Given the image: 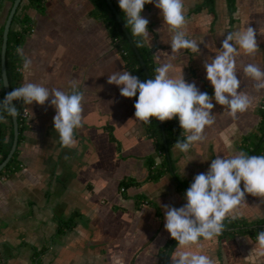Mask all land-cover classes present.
Segmentation results:
<instances>
[{
  "label": "crops",
  "instance_id": "crops-1",
  "mask_svg": "<svg viewBox=\"0 0 264 264\" xmlns=\"http://www.w3.org/2000/svg\"><path fill=\"white\" fill-rule=\"evenodd\" d=\"M203 1L183 0L182 30L187 38L202 42L201 55L182 49L172 56L173 33L155 3L146 4L141 13L149 20L146 46L157 66L173 64L171 78L184 75L214 97L206 58L220 52L228 31L253 27L259 44L256 54L241 50L237 57L240 91L253 97V103L233 119L213 99L215 122L205 127L206 139L187 153L175 145L167 151L166 146L171 168L156 179L148 178V159L162 157L145 123L135 117L136 97H124L120 86L108 83L109 75L130 71L106 23L92 15L93 1L43 0L42 8L20 9L19 15L28 13L32 24L19 47L32 60L30 69L22 68L21 86L36 83L69 92L75 80L85 101L83 126L75 130L72 148L61 145L50 100L43 106L23 103L30 115L18 146L20 165L0 174V264H161L159 251L172 239L165 229L163 206L185 205L194 177L206 173L218 154L246 153L248 138L261 120L264 90L254 88L255 81L244 75L243 67L253 63L264 70V0H236L233 10L228 0H215L213 9H197ZM12 4L13 0H0V27ZM12 26L22 27L19 17ZM124 178L133 182L121 186ZM245 199L234 214L249 221L263 218L261 198L246 193ZM256 236L238 231L201 238L191 250L208 255L215 264H264ZM177 245L178 241L170 263Z\"/></svg>",
  "mask_w": 264,
  "mask_h": 264
},
{
  "label": "clouds",
  "instance_id": "clouds-1",
  "mask_svg": "<svg viewBox=\"0 0 264 264\" xmlns=\"http://www.w3.org/2000/svg\"><path fill=\"white\" fill-rule=\"evenodd\" d=\"M126 17L137 47L149 44V20L142 16L146 4L155 3L161 10L164 24L173 33L171 54L174 57L182 49L201 55L200 44L186 37L182 30L186 24L183 0H118ZM223 33L222 35H224ZM256 30L249 26L246 30L228 31L222 42L220 52L213 58H206L204 68L206 78L214 87V97L201 92L195 83H189L184 75L171 78L174 71L171 62L159 64L154 79L142 81L131 72H115L108 76V83L120 86L124 97H137L135 117L143 123H151L152 118L159 121L171 120L178 116L183 139H178L175 147L187 153L191 147L206 139L204 130L215 122L212 109L216 103L224 106L233 119L244 113L253 103V97L240 91L241 79L237 77V57L241 54L254 56L259 48ZM152 47V41L149 45ZM23 60V68L30 69L32 60L23 49L17 48ZM243 73L255 81L257 91L264 90V70L249 63ZM7 85L4 80V86ZM71 90L63 91L55 87H45L36 83H25L8 93L0 101V122H5V113L17 118L19 112L14 100L31 105L36 102L50 105L56 109L54 127L59 134L61 145L72 148L75 145L74 132L83 126V103L85 94L75 81L70 82ZM51 98V99H50ZM157 164L160 162L157 159ZM243 181V188L241 182ZM247 194L261 198L264 203V155H249L243 151L230 157L217 155L212 159L206 173L197 174L185 193L187 203L182 207L164 205L165 229L178 241L177 249L171 254L172 264H215V261L200 251H192L199 246L201 238L210 240L224 231L227 218L236 219L234 214ZM258 255L264 256V231L256 236Z\"/></svg>",
  "mask_w": 264,
  "mask_h": 264
},
{
  "label": "trees",
  "instance_id": "trees-1",
  "mask_svg": "<svg viewBox=\"0 0 264 264\" xmlns=\"http://www.w3.org/2000/svg\"><path fill=\"white\" fill-rule=\"evenodd\" d=\"M92 1L94 4L92 15L103 20L108 26L112 42L124 56L126 68L133 75L139 77L142 81L149 79L144 67L142 66L138 58L137 53L130 43L128 36L123 30L107 0ZM228 2L231 10H233L236 0H228ZM42 5L43 0H27V3L26 0H22L14 16L13 21H15L16 18L19 17L22 23V27L20 29H15L13 28V26H11L8 37L7 70L12 91L15 88L21 87L22 79L23 60L17 54L16 49L21 46V44L25 40L26 35L32 30L30 15L28 13H25L24 15L20 16V9L27 7L42 8ZM214 5L215 0H204L202 4L197 6V9L202 8L203 6H208L209 8L213 9ZM118 10L126 24V17L123 10L120 7H118ZM128 29L131 32L130 28ZM3 31L4 25L0 27V101H3V99L7 95L2 80L1 67ZM138 48L143 58L145 59L151 78L154 79L156 75V68L158 66L156 65L152 51L146 45ZM137 98L138 93L136 99ZM15 104L18 112L20 113L18 116L20 131L18 145L9 162L0 171V174H2L6 170H16L20 165L18 160V146L24 136V130L27 128L28 123L26 119L22 118V111L24 109L23 102L20 100H15ZM260 114L261 120L258 126V130L252 137L248 138L249 141H247V146H245L244 148L246 150V153L249 155H261L264 151V100L260 108ZM4 115L5 122H0V162L9 152L14 139V125L12 117L8 116L6 113ZM162 122L163 124L161 123V121L153 117L151 123H145L147 134L154 139L157 151L162 157L161 161L158 164L153 157H150L148 159L150 167V173L148 176L149 179H156L171 168V159L166 153V143H168L169 148H171L173 145H175L178 139H183L182 129L177 117ZM164 133L166 136V140L164 138ZM132 182L133 180L131 178H124L121 181V186L126 187ZM224 225V231L220 235L230 234L238 231L258 234L260 231H264V217L253 221H249L245 218L240 217H237L233 220L229 217L225 219ZM176 243L177 241L172 238L169 242L161 247L159 251L161 264H172L169 261V256Z\"/></svg>",
  "mask_w": 264,
  "mask_h": 264
},
{
  "label": "water",
  "instance_id": "water-1",
  "mask_svg": "<svg viewBox=\"0 0 264 264\" xmlns=\"http://www.w3.org/2000/svg\"><path fill=\"white\" fill-rule=\"evenodd\" d=\"M22 2V0H13V4L11 6V9L9 11L8 17L5 21V25H4V31H3V42H2V50H1V67H2V80H3V84H4V80H6L7 85L4 86L6 94L10 93L12 91L11 88V84H10V80H9V76H8V70H7V47H8V37H9V31L11 29L12 23H13V19L14 16L16 14L17 8L20 5V3ZM107 2L109 3L110 7L112 8L116 18L118 19L119 23L121 24L123 30L125 31L126 35L128 36L130 43L132 44V47L134 48L135 52L138 55V58L142 64V66L144 67L149 79L151 78L150 72L148 70V67L146 65L145 59L143 58L139 48L136 46V43L134 41V39L132 38L131 32L129 31L128 27L126 26L124 19L122 17V15L120 14L115 2L113 0H107ZM13 105L16 106L15 104V100L12 102ZM13 120V125H14V139H13V143L12 146L9 150V152L7 153V155L4 157V159L0 162V171L5 167V165L9 162V160L11 159V157L13 156L17 145H18V140H19V119L17 118H12ZM161 123L163 124V122L161 121ZM164 138L166 140V136L164 133ZM167 146V151H169V146L168 143H166Z\"/></svg>",
  "mask_w": 264,
  "mask_h": 264
},
{
  "label": "built area",
  "instance_id": "built-area-1",
  "mask_svg": "<svg viewBox=\"0 0 264 264\" xmlns=\"http://www.w3.org/2000/svg\"><path fill=\"white\" fill-rule=\"evenodd\" d=\"M29 115H30V111L27 108H24L22 111V118L27 120Z\"/></svg>",
  "mask_w": 264,
  "mask_h": 264
}]
</instances>
